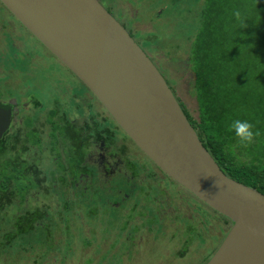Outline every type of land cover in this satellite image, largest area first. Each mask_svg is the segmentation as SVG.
<instances>
[{
    "label": "rangeland",
    "instance_id": "1",
    "mask_svg": "<svg viewBox=\"0 0 264 264\" xmlns=\"http://www.w3.org/2000/svg\"><path fill=\"white\" fill-rule=\"evenodd\" d=\"M101 2L125 24L166 77L176 97L197 116L198 103L190 55L191 43L201 25L204 0ZM27 33L29 32L21 27L15 16L0 3V84L3 85V92L16 88L18 92L22 91L21 84L15 86L10 80L11 76L7 77L9 81L5 85L2 84L5 73L3 66L9 65L14 58L8 55V45L14 44L18 47L17 53L23 54L25 58H28L25 54L30 49H35V53L39 54L34 56L39 65L33 66L31 79L42 88L41 90L39 87L37 94H40V99L45 100L50 84L47 82L43 85L40 80L48 77L52 79L55 75L71 78L70 73L63 70L58 59L48 55V50L42 48ZM43 62L47 63L46 71L40 67ZM34 68L39 69L35 72ZM57 80L53 88L56 87L55 92L59 96L62 95L63 84L57 87ZM28 94L30 92H26L25 87L22 95ZM83 99L87 101L81 102L82 109L70 113L77 123L94 127L102 122L103 115L110 118L106 108L90 89L83 91ZM49 108L51 106L46 103L43 105L40 110L42 118ZM21 115L23 114L17 115L16 123L21 120ZM43 130L45 141L42 146H32L26 157H44L41 170L48 177L49 187L43 189L49 190L47 193L38 190L29 197L26 204L17 208V213L42 208L47 211V215L39 225L40 232L27 237L19 236L11 244L4 245L6 235L11 232V217L14 214L9 207L0 212V264H205L207 261L204 260L209 253L215 252L221 245L231 222H224L206 203L166 178L132 142L117 141L116 144L119 149L128 147V159L133 164V167H129L120 160L119 171L129 174L136 171L139 174L136 178L137 185L128 187L126 178L115 173L112 176L106 175L107 177L104 173L97 172L75 177L71 173L62 172L56 151L62 152L64 161L69 156L62 151L61 141L54 143L50 139V127L46 126ZM116 138L122 139L123 136L118 135ZM69 142L70 155V152H76L77 147L72 141ZM244 147L245 151L249 149V146ZM241 156L242 160L251 157ZM65 169L70 171L66 167ZM145 174H149L148 184L142 183L147 180L143 177ZM144 186L150 187L144 192L148 193L152 201L140 194V188ZM126 194L131 196L126 197L123 202ZM136 195L140 201L134 200ZM93 196L95 198L92 199ZM116 200L117 207L123 212L136 215L128 221L127 228H121L124 225L123 216L116 220L115 225L108 226L110 215L105 212L116 207ZM88 205H96L100 209L98 216L88 215ZM105 206L108 209L105 210ZM45 230L51 231L49 237H44ZM88 237L92 240L90 244L85 241ZM184 250L185 254L181 255L180 252Z\"/></svg>",
    "mask_w": 264,
    "mask_h": 264
},
{
    "label": "water",
    "instance_id": "2",
    "mask_svg": "<svg viewBox=\"0 0 264 264\" xmlns=\"http://www.w3.org/2000/svg\"><path fill=\"white\" fill-rule=\"evenodd\" d=\"M0 1L158 167L232 221L206 264H264V194L225 173L166 77L100 0ZM3 114L0 140L11 126Z\"/></svg>",
    "mask_w": 264,
    "mask_h": 264
},
{
    "label": "trees",
    "instance_id": "3",
    "mask_svg": "<svg viewBox=\"0 0 264 264\" xmlns=\"http://www.w3.org/2000/svg\"><path fill=\"white\" fill-rule=\"evenodd\" d=\"M235 10L241 12L240 20L233 15ZM200 19L201 25L191 43L190 55L198 115L195 116L186 107L187 104L177 99L204 145L225 173L264 194V0H204ZM0 111H4V117L11 123L12 105L1 102ZM106 119L104 121H108ZM232 119L248 120L260 132L255 142L248 145L247 151L235 134L227 131ZM31 125L30 122L29 126L14 128L0 140V212L9 207L14 214L11 217V232L6 235L4 245L11 244L19 236L27 237L40 232L39 225L47 215V211L42 208L17 213V208L26 204L38 190L44 193L49 190L43 189L49 187L48 177L41 170L44 157H26L32 146L41 147L43 144L41 137L34 138L35 130L30 128ZM60 128L55 124L53 135L57 137L61 134L67 141V144L63 142L62 151L69 156V172L75 177L81 173L93 175L94 171L89 169L84 159L93 144L91 137L96 138V134H90L91 128L81 129L76 124L69 123ZM102 134L107 145L114 142L109 129ZM69 141L77 147L76 152H70V155ZM118 150L120 159L129 166L131 160L126 157L125 147ZM241 155L251 157L242 160ZM60 165L64 169L63 163ZM115 205L114 209L109 208L110 212H105L110 215L108 226L115 225L116 220L123 216L124 225L121 228H125L136 215L123 212L117 207V200ZM104 208L108 209L107 206ZM214 211L224 222L232 223L228 217ZM99 212L96 205H88L89 216L96 217ZM45 231L44 237H49L51 231ZM85 241L87 244L92 243L89 237ZM185 252L180 254L184 255ZM213 254L209 253L204 262Z\"/></svg>",
    "mask_w": 264,
    "mask_h": 264
},
{
    "label": "flooded vegetation",
    "instance_id": "4",
    "mask_svg": "<svg viewBox=\"0 0 264 264\" xmlns=\"http://www.w3.org/2000/svg\"><path fill=\"white\" fill-rule=\"evenodd\" d=\"M0 3H1V1H0ZM20 25L27 32H29V33H27L29 36H32L37 40V43L40 44L42 48L48 50V55L50 54V55L54 56L56 59H58L35 36H33L27 28H25L21 23H20ZM17 52H18V47H16L14 44L8 45V55L11 57H14V58H13V61L9 65L3 66V71L5 73H4V76L2 79L4 82L2 84L5 85L9 81L7 79V77L11 76L10 80L13 81L15 86H20V84H21L22 91L18 92V89L16 88L13 91L3 92V85L0 84V92L2 91L0 93V103L2 102L5 104H11L12 109H13V118L11 121V126L7 132L13 130L14 128H18L20 126H22V127L29 126V123L31 122L32 125L30 128H33V131L35 130L34 138L36 139L38 137H41L42 141H45L43 129L46 126L47 127L49 126L50 127V133L49 134L51 135L50 139H52V141L54 143H56L55 141H62V145H64L63 142L67 144V141H65L66 139H63V137H62L63 135L58 134L57 137H55L53 135V129L55 127V124L61 128H64L69 123L70 124H76L81 129H83V127H85V128L89 127V128H91L90 134H93V135L96 134V138L91 137V141H93V144H91V146H90V150L88 151V154H87L86 158L84 159V163L85 162L87 163L89 169L94 171L93 173H95V172H97L99 174L104 173L105 176L106 175L112 176L115 173L116 175L118 174V175H121L122 177L126 178V182L128 183V187H134V185H137L138 181L136 178L138 177L139 174H137L136 171H133L132 174H129V173L124 172V171L123 172L119 171L120 160L122 161V159H120V157L118 155L119 154L118 151H120V150H118L119 148L116 147L117 141H128V142H132L133 144H135V143L123 131V129L120 126H119L120 128L118 127L119 124L110 115V113L106 110L108 115L110 116V118L108 116L103 115L102 116V122L97 123L94 127H91L89 124H85L83 126V124L77 123L75 117H73L70 114L71 111L76 112L77 110L82 109L83 104H81V102L87 101V99H85V100L83 99V91L84 90L87 91V89L89 90L90 88H88L75 73H73L64 63H62L58 59V61L62 64V67H63L62 69L63 70L66 69L67 72L69 71L68 73H70L71 78L63 77L61 75H55L52 79H51V77H48L47 79L40 80L43 83V85H46L47 82L50 84V87H49L50 90H48L47 97H45V100L40 99V94H37V93L41 87L38 85L37 82H35V80L31 79V77H33V74L31 73L33 66L35 64L39 65L36 63V59H34V56H39V54L35 53V52H37L35 49H30V50H27L26 54H25L28 58H25V57H23V54L20 55ZM43 58H46V57L43 55ZM46 65H47V63L45 64V62H43V64L40 67L46 71V69H45ZM46 68L48 70V67H46ZM34 69H35V72H37V70L39 68H34ZM56 80H57L56 84L58 85L57 87H60V85L63 84L62 95H59V96H58V93L55 92L56 87L53 88L55 86ZM66 80H68V82H66ZM78 81H80V83ZM72 83L74 84V88L71 89ZM25 87H26V92H30V94L22 95L23 89ZM41 90H42V88H41ZM45 103L48 106H51V108L48 109L46 116L44 118H42L43 116H42V113H40V110L43 108V105ZM21 113L23 114V115H21V120L18 123H16V117H17V115H19ZM106 118H108V121H104V119H106ZM110 120H112V123L110 122ZM107 129H109V131L112 132V134H113V141L114 142L111 143V145L106 144L105 141H107V140L105 139L104 134H102V132L107 130ZM116 130H118V131H116ZM7 132L5 133L4 136L7 135ZM58 133H60V130L58 131ZM118 135H122L123 138L122 139L116 138V137H118ZM56 138H59V139L57 140ZM93 146H94V148H93ZM97 147H98V149L96 150ZM123 147H125V146H123ZM125 150H127L126 151V157H128L130 154L128 147H125ZM59 153H60L59 151H56V158H58V164H59V167L61 168V171L70 173L69 170L65 169V167L70 169L69 168V159L64 161L63 157H61L62 154H61V156H59ZM128 161H130V160H128ZM62 163H63L64 169L60 165ZM122 163H125V162L122 161ZM82 165H83V158H82ZM128 165L130 167H133V164L131 163V161L128 163ZM154 165H156V164L154 163ZM156 167L160 169V171L163 173V175L166 178L171 179L169 177V175H167L160 167H158L157 165H156ZM97 168H99V169L96 171ZM80 175H83V176L89 175V173L88 174H86V173L82 174L81 173ZM126 175H128L129 177ZM148 175L149 174H145V175H143V177L145 179H147ZM172 181H174V180H172ZM174 182L177 183L176 181H174ZM142 183L148 184L149 181L147 179L146 181H142ZM177 184L179 186H181L179 183H177ZM181 187L183 189H186L183 186H181ZM145 189H150V188H149V186H147V187L144 186L142 189L140 188V194H142V195L144 194L147 198H149L152 201V199L148 195V193L144 192ZM188 192H190V191H188ZM121 193H122V191H121ZM191 195L195 196L193 193H191ZM128 196L129 195H127V194L125 196H123V197H125L123 202L126 200V197H128ZM134 200L136 202L140 201L139 198L137 197V195L134 196ZM230 228L228 229V232H229Z\"/></svg>",
    "mask_w": 264,
    "mask_h": 264
},
{
    "label": "clouds",
    "instance_id": "5",
    "mask_svg": "<svg viewBox=\"0 0 264 264\" xmlns=\"http://www.w3.org/2000/svg\"><path fill=\"white\" fill-rule=\"evenodd\" d=\"M233 15L237 20L241 19V12L239 10H235ZM227 131L233 132L239 142L244 146L253 144L256 138L260 135L259 130L255 129L254 124L248 120L240 119H232L230 124L227 126Z\"/></svg>",
    "mask_w": 264,
    "mask_h": 264
}]
</instances>
